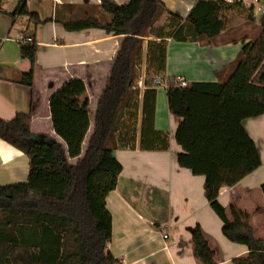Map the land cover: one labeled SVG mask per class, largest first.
Masks as SVG:
<instances>
[{"label": "trees", "instance_id": "1", "mask_svg": "<svg viewBox=\"0 0 264 264\" xmlns=\"http://www.w3.org/2000/svg\"><path fill=\"white\" fill-rule=\"evenodd\" d=\"M27 2L20 0L12 17L26 16L35 25L45 23L27 11ZM101 7L111 16L107 24L93 18L66 24L70 31L98 28L122 38L97 100L86 149L77 162L69 163L63 146L54 139L33 134L32 113L18 114L11 121L0 118V140L30 161L25 183L0 186V264H119L108 250L112 217L106 200L123 170L114 151L118 145L135 148L136 66L144 38L163 15L169 18L157 29V38L209 44L226 28L224 13L228 10L245 13L246 23L252 27L257 21L253 9L222 0H198L186 19L170 12L164 0H131L122 6L102 0ZM258 29L225 69L224 73H230L226 80L194 82L188 88H177L171 81L166 87L169 110L181 118L176 132V141L183 149L179 165L205 177V197L225 224V235L249 249V255L235 264H264V240L255 237L250 216L239 212V224L231 225L219 203L224 186H236L262 166L258 150L242 125L245 119L264 115V17ZM19 44L23 58L31 64L20 84L33 88L38 44L34 39ZM166 54L165 42L149 43L152 76L162 75ZM151 77L145 84L151 85ZM150 92L155 94V90ZM153 111L154 101L150 110L145 104L141 148L167 150V138L154 130ZM192 244L199 264H215L200 226L192 233Z\"/></svg>", "mask_w": 264, "mask_h": 264}, {"label": "crops", "instance_id": "2", "mask_svg": "<svg viewBox=\"0 0 264 264\" xmlns=\"http://www.w3.org/2000/svg\"><path fill=\"white\" fill-rule=\"evenodd\" d=\"M113 1L122 6L131 0ZM197 1L164 3L170 12L186 19ZM101 2L28 0L27 11L45 22L35 25L26 16L12 17L20 0H0V118L11 121L18 114L32 113L33 134L48 136L61 144L71 164L86 149L97 100L106 86L122 38L98 28L70 31L66 24L91 18L101 24L109 23L111 16L103 11ZM239 15L236 9L224 13L226 28L211 44L157 38L156 31L167 23L168 15H163L144 38L136 66L141 87L136 86L135 148L118 145L114 151L123 170L116 189L106 200L112 217L108 250L119 264H199L192 244L197 226L207 237L215 264H235V260L249 255L247 246L234 243L225 235V224L205 197V177L193 175L178 163L183 152L176 141L181 118L169 110L166 88L161 91L160 87L145 84L153 73L148 57L150 42L167 45L163 76L183 77L189 84L226 80L230 73H224L225 69L259 32L260 19L252 27L246 18L237 23L234 17ZM19 36L32 38L38 44L33 88L20 84L31 64L21 54ZM71 98L79 100V106L67 114L65 103ZM153 101V127L167 138V150L141 148L144 107L146 104L150 110ZM242 125L258 150L262 166L236 186H224L219 203L231 225L239 224V212L248 214L255 237L264 240V115L245 119ZM29 172V158L0 140V186L25 183Z\"/></svg>", "mask_w": 264, "mask_h": 264}, {"label": "built area", "instance_id": "3", "mask_svg": "<svg viewBox=\"0 0 264 264\" xmlns=\"http://www.w3.org/2000/svg\"><path fill=\"white\" fill-rule=\"evenodd\" d=\"M225 4L228 5H240L242 7L251 8L254 11V18L256 20H261L264 17V0H222ZM19 43H26L31 42L33 39L29 37L19 36L18 37ZM177 87V88H188L190 84L186 81L183 77H174L172 80L168 77L163 75H153L150 78L151 85L155 88L159 87H168L170 82ZM139 86L141 87V81L139 82ZM164 238L167 239L168 235H164Z\"/></svg>", "mask_w": 264, "mask_h": 264}, {"label": "rangeland", "instance_id": "4", "mask_svg": "<svg viewBox=\"0 0 264 264\" xmlns=\"http://www.w3.org/2000/svg\"><path fill=\"white\" fill-rule=\"evenodd\" d=\"M244 15H246V14L245 13L244 14L241 13V15L234 17L235 20L237 21V23L245 20L246 17H244ZM245 28L248 29L249 27L246 26ZM160 89H161V91H163L165 89V87H160ZM78 101L79 100H77L76 98H73V99L71 98L70 101H68V100L66 101V103H65V107H66L65 111H68L67 114L72 113L75 110V108L79 106ZM71 117L72 116H70L69 118H71Z\"/></svg>", "mask_w": 264, "mask_h": 264}]
</instances>
